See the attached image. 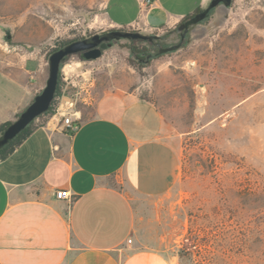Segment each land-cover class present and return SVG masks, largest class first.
Segmentation results:
<instances>
[{"label": "rangeland", "instance_id": "obj_1", "mask_svg": "<svg viewBox=\"0 0 264 264\" xmlns=\"http://www.w3.org/2000/svg\"><path fill=\"white\" fill-rule=\"evenodd\" d=\"M105 2L0 0V68L38 51L48 77L49 56L61 45L98 31L138 30L110 26ZM182 33L164 27L151 33L152 43L122 37L99 58L70 55L52 111L35 124L61 105L87 107L116 84L135 89L163 114L182 174L168 193L136 197L131 249L158 248L174 264H264V0L221 3L183 40Z\"/></svg>", "mask_w": 264, "mask_h": 264}, {"label": "crops", "instance_id": "obj_2", "mask_svg": "<svg viewBox=\"0 0 264 264\" xmlns=\"http://www.w3.org/2000/svg\"><path fill=\"white\" fill-rule=\"evenodd\" d=\"M210 1L106 0V21L151 34ZM10 64L0 68V124L14 121L48 78L38 51ZM74 112L76 131L48 118L0 159V264H174L158 248L129 242L136 197L162 196L181 178L163 114L121 84Z\"/></svg>", "mask_w": 264, "mask_h": 264}, {"label": "water", "instance_id": "obj_3", "mask_svg": "<svg viewBox=\"0 0 264 264\" xmlns=\"http://www.w3.org/2000/svg\"><path fill=\"white\" fill-rule=\"evenodd\" d=\"M221 3L229 6L232 3V0H211L206 8L201 9L187 20L181 22L178 29L183 30L182 40L185 34L189 31L190 26L200 23L208 16L209 11L213 7ZM11 37L12 33L8 29L5 38L10 39ZM122 37L149 41H153L155 38L154 35L146 34L139 30L112 29L103 32L102 34L94 33L89 37L72 40L55 49L49 56V75L45 87L34 96L33 100L25 107L18 117L0 134V149L10 143L34 119L50 109L56 95L62 62H64L70 55L78 53H80L81 58L84 60L99 58L102 55L103 50L112 45L114 39ZM181 45L182 41L167 47H162L158 53L161 54L168 51H174Z\"/></svg>", "mask_w": 264, "mask_h": 264}, {"label": "trees", "instance_id": "obj_4", "mask_svg": "<svg viewBox=\"0 0 264 264\" xmlns=\"http://www.w3.org/2000/svg\"><path fill=\"white\" fill-rule=\"evenodd\" d=\"M201 9H197L193 14H190V15H187L186 17H184L182 19L181 22L187 20L188 18H190L192 15H194L195 13L199 12ZM180 22V23H181ZM179 23V24H180ZM179 24L177 26H179ZM133 42H138V41H144V42H149V43H152L153 41H149V40H141V39H132ZM68 43V42H67ZM66 44V43H65ZM64 45V44H63ZM62 46V45H61ZM132 50L134 52H137V53H141V51H136V47L133 46L132 47ZM140 58H145V57H140ZM63 63V62H62ZM59 80H60V76H59ZM59 84H60V81L58 83V87H57V91H58V88H59ZM57 91H56V94H57ZM56 96V95H55ZM52 108H53V102H52V105L50 107V109L39 115L38 117L44 115V114H48L52 111ZM35 120L34 119L24 130H22L10 143H8L7 145H5L3 148L0 149V159H3L5 157H7L15 148L17 145H19L33 130L34 126H35ZM12 121H8V122H5V123H2L0 124V134L5 130V128L11 123Z\"/></svg>", "mask_w": 264, "mask_h": 264}, {"label": "built area", "instance_id": "obj_5", "mask_svg": "<svg viewBox=\"0 0 264 264\" xmlns=\"http://www.w3.org/2000/svg\"><path fill=\"white\" fill-rule=\"evenodd\" d=\"M73 104V102H71ZM72 106V105H71ZM74 110L72 107L67 109H62V105L59 109L53 114L52 121L55 122L58 126L63 127L65 130L76 131L79 128V123L76 121ZM56 196L58 198L70 199L71 193L67 190H57ZM132 239H129L131 242Z\"/></svg>", "mask_w": 264, "mask_h": 264}, {"label": "flooded vegetation", "instance_id": "obj_6", "mask_svg": "<svg viewBox=\"0 0 264 264\" xmlns=\"http://www.w3.org/2000/svg\"><path fill=\"white\" fill-rule=\"evenodd\" d=\"M107 31H109V30H107ZM103 32H106V31H98V32H94V33H103ZM94 33H91V34H89V35H87V36H85V37H89V36H91V35H93ZM85 37H82V38H85ZM79 39H81V38H79ZM156 39L154 38L153 39V41H155ZM78 55H80V53H78Z\"/></svg>", "mask_w": 264, "mask_h": 264}, {"label": "bare ground", "instance_id": "obj_7", "mask_svg": "<svg viewBox=\"0 0 264 264\" xmlns=\"http://www.w3.org/2000/svg\"><path fill=\"white\" fill-rule=\"evenodd\" d=\"M66 72V71H65ZM66 103V102H65ZM65 106V105H64Z\"/></svg>", "mask_w": 264, "mask_h": 264}]
</instances>
